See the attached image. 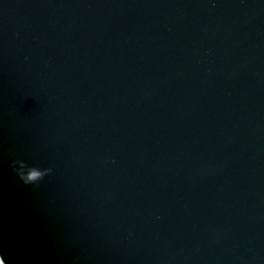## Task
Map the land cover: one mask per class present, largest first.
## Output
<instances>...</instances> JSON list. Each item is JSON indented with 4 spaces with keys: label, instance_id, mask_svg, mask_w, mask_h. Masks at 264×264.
I'll return each mask as SVG.
<instances>
[{
    "label": "clouds",
    "instance_id": "clouds-1",
    "mask_svg": "<svg viewBox=\"0 0 264 264\" xmlns=\"http://www.w3.org/2000/svg\"><path fill=\"white\" fill-rule=\"evenodd\" d=\"M18 165V167H17ZM13 172L24 185H38L45 176L52 173V168H41L36 165H29L23 160L13 159L11 162ZM0 264H6L3 256H0Z\"/></svg>",
    "mask_w": 264,
    "mask_h": 264
}]
</instances>
